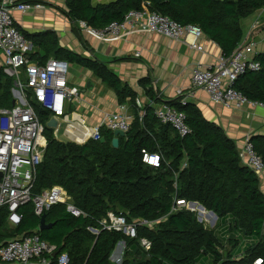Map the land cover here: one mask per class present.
I'll return each instance as SVG.
<instances>
[{
    "label": "trees",
    "instance_id": "obj_1",
    "mask_svg": "<svg viewBox=\"0 0 264 264\" xmlns=\"http://www.w3.org/2000/svg\"><path fill=\"white\" fill-rule=\"evenodd\" d=\"M263 5L264 0H115L96 5L92 0H66L65 13L77 28L83 21L101 29L121 21L130 9L150 8L182 25L199 27L219 45L222 55L229 57L243 40L240 20ZM24 35L33 46L92 69L114 89L120 102L130 97L134 106L131 88L105 62L65 50L57 41L47 44L43 38ZM31 56L41 59L39 52ZM254 58L260 69L240 74L233 86L249 100L264 103V53ZM12 86L13 78L0 67V108L13 106ZM149 95L150 100H157ZM168 104L185 114L190 133L180 136L170 124L161 123L149 104L144 105L142 117L137 113L130 129L119 137L118 147L111 145L113 132L104 127L100 128L104 142L88 139L82 144L58 141L45 127L46 147L37 167L34 192L60 185L85 216H75L58 203L46 212V222L54 224L39 230L40 217L28 203L19 208L22 219L11 228L8 210L1 208L0 245L38 232L56 249L69 254V264H112L110 254L119 241L134 246L125 252L123 264H251L257 258L264 264L261 179L242 162L235 141L204 118L198 108L188 102L181 104L180 97ZM37 112L42 121L48 119L47 112ZM250 141L264 161V135H253ZM142 150L158 153L159 166L144 163ZM176 199L200 203L216 214L218 223L208 228L195 212L172 210ZM108 210L124 213L128 221L142 218L154 224L139 226L135 238L102 230L99 220ZM88 226L99 233L92 234ZM140 238L150 241L148 250L140 246Z\"/></svg>",
    "mask_w": 264,
    "mask_h": 264
},
{
    "label": "built area",
    "instance_id": "obj_2",
    "mask_svg": "<svg viewBox=\"0 0 264 264\" xmlns=\"http://www.w3.org/2000/svg\"><path fill=\"white\" fill-rule=\"evenodd\" d=\"M146 4L149 2L146 1ZM41 6L40 3L16 0L0 1V51L3 53L1 67L5 74L14 78L17 96L13 106L0 108V209L7 208V221L11 226L20 223L23 215L19 208L28 203L33 205L34 213L39 217L58 203L64 204L66 210L75 216H85L60 185L34 192L37 167L43 161L46 146V123L50 117L58 120L64 115L67 101L78 95V88L68 84L67 60L49 57L44 64H39L31 61L28 56L30 40L16 25L11 10L14 8L26 12ZM78 27L103 41L121 39L136 32L156 33L175 41L184 40L187 34H191V45L197 50L203 49L197 43L203 35L199 27L182 25L150 8L130 9L121 21H112L101 29L90 27L83 21L78 22ZM254 46V41H241L229 57L221 55L209 67L195 66L190 74L192 86L204 90L213 103L226 108L239 109L251 105L264 109L263 102L249 100L233 86L240 74L247 70L260 69V62L252 57ZM139 55L140 51L134 53V56ZM186 102L185 98H180L181 104ZM134 107L142 117L144 104L140 99H134ZM37 109L47 112L48 119L42 121ZM127 110V106L123 104L121 111L107 114L100 124L83 128L88 132L83 140H100L101 127L112 132L122 130L126 133L132 123V117ZM153 113L161 123L170 124L180 136L190 133L185 114L174 106L164 103L155 107ZM83 132L76 130L73 135L79 136ZM142 152L144 163L159 166L161 158L158 153L145 150ZM239 155L242 162L257 174L261 182L264 181V161L254 150L250 138H247L239 149ZM200 205L198 202L193 204L191 201L176 199L172 210L185 208L193 211L197 219L208 227L217 216ZM99 224L102 230L121 232L125 236L135 238L139 226H152L154 222L142 218L128 221L124 213L108 210L99 220ZM87 228L95 235L100 231L91 226ZM139 242L145 250L150 248L151 243L146 238H140ZM55 250V245L42 239L38 232L19 235L0 245V264H28L33 260L40 264H69V254L60 251L53 258L52 253ZM251 264H262V258L255 259Z\"/></svg>",
    "mask_w": 264,
    "mask_h": 264
},
{
    "label": "crops",
    "instance_id": "obj_3",
    "mask_svg": "<svg viewBox=\"0 0 264 264\" xmlns=\"http://www.w3.org/2000/svg\"><path fill=\"white\" fill-rule=\"evenodd\" d=\"M34 1L42 6L26 12L14 8L11 10L16 25L23 33L33 35L34 39L43 38L47 44L57 41L58 46L65 50L105 62L131 88L134 99H140L144 105L149 104L147 106L152 112L161 104L183 97L198 108L204 118L220 126L235 141L238 149L247 138L256 134L264 135V109L251 105L239 109L226 108L213 103L204 90L192 86V69L197 65L209 67L222 55L219 45L205 34L197 40L203 47L202 50L191 45V34H187L184 40L175 41L156 33L136 32L121 39L103 41L77 28L76 23L65 13L66 0ZM110 1L115 0H92V3L96 5ZM240 25L243 31L242 41L255 42L252 57L264 53V5L242 18ZM29 49L30 60L39 64H44L49 57H56L50 51L33 46L31 40ZM136 51H140L139 56H134ZM35 52L40 53L41 59L30 57V53ZM2 61L3 53L0 51V67ZM67 80L70 86L78 88V95L67 101L65 114L58 118L59 124L49 128L58 141L84 143L85 140H76L69 133L85 131L83 128L100 124L107 114L121 111L123 104L127 106L132 121L138 113L130 97L120 102L114 89L90 68L69 62ZM13 92L16 93L15 89ZM149 92L155 96L156 101L150 100ZM59 134L64 135L65 140L56 138L55 135ZM260 185L263 190L264 181ZM8 226L11 225L8 223ZM133 247L119 241L110 254V261L123 262L125 252Z\"/></svg>",
    "mask_w": 264,
    "mask_h": 264
},
{
    "label": "water",
    "instance_id": "obj_4",
    "mask_svg": "<svg viewBox=\"0 0 264 264\" xmlns=\"http://www.w3.org/2000/svg\"><path fill=\"white\" fill-rule=\"evenodd\" d=\"M43 53V52H42ZM16 102V98L14 97L13 99V104H15ZM58 121L56 118L54 117H51L47 123H46V127L47 128H50V127H55L57 125ZM125 135V132H123L122 130H115L113 132V138L111 140V145L113 147H118V144H119V137L121 136H124ZM100 141L101 142H104L105 141V138L102 136L100 138ZM195 202H193L194 204ZM201 208H203L204 206L200 205ZM212 213H214L213 211H211ZM54 223L53 222H49L47 223L46 222V213L42 214L41 217H40V224H39V229L42 230V229H45L47 227H50L51 225H53ZM60 251V249H57L55 250L53 253H52V256L54 257L58 252Z\"/></svg>",
    "mask_w": 264,
    "mask_h": 264
},
{
    "label": "rangeland",
    "instance_id": "obj_5",
    "mask_svg": "<svg viewBox=\"0 0 264 264\" xmlns=\"http://www.w3.org/2000/svg\"><path fill=\"white\" fill-rule=\"evenodd\" d=\"M13 89H16L15 84L12 86V88H11V92H12L13 97H14V96L17 97V96H16V93L13 92ZM45 133H46V132H45ZM45 133H44V136H46ZM55 136H56V138H58V139H60V140H65V137H63L64 135L59 134V135H55ZM45 147H46V146H45ZM44 150H45V148H44ZM214 223L217 224V223H218V220L215 219V221H212L208 227H210V228L215 227L216 225H214ZM213 225H214V226H213ZM10 227H11V226H10ZM11 228H13V227H11ZM226 248H229V246L226 245ZM33 261H35V260H33ZM33 261H30V262H33ZM30 262H29V264H30ZM38 264H39V263H38ZM112 264H116V262L113 261ZM218 264H219V263H218Z\"/></svg>",
    "mask_w": 264,
    "mask_h": 264
},
{
    "label": "bare ground",
    "instance_id": "obj_6",
    "mask_svg": "<svg viewBox=\"0 0 264 264\" xmlns=\"http://www.w3.org/2000/svg\"><path fill=\"white\" fill-rule=\"evenodd\" d=\"M73 126V125H72ZM71 126V127H72ZM68 127H70V126H68ZM81 127V126H80ZM67 131V130H66ZM70 132V131H69ZM69 135L70 136H72V137H74L76 140H83V139H85V137L88 135V132L87 131H84L82 134H79V136L78 135H76V136H74L73 135V133L71 134V133H69ZM70 263V262H69Z\"/></svg>",
    "mask_w": 264,
    "mask_h": 264
},
{
    "label": "clouds",
    "instance_id": "obj_7",
    "mask_svg": "<svg viewBox=\"0 0 264 264\" xmlns=\"http://www.w3.org/2000/svg\"><path fill=\"white\" fill-rule=\"evenodd\" d=\"M15 97V96H14ZM16 98V97H15ZM14 105V104H13ZM58 121V120H57ZM87 141V140H86ZM191 202H195V201H191ZM41 217V216H40ZM39 229V228H38ZM121 242V241H120ZM57 250V249H56ZM60 252V251H59ZM53 258H55V256L53 257ZM121 263H123V262H121Z\"/></svg>",
    "mask_w": 264,
    "mask_h": 264
}]
</instances>
